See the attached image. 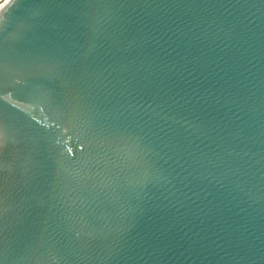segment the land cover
Wrapping results in <instances>:
<instances>
[{
	"label": "water",
	"instance_id": "1",
	"mask_svg": "<svg viewBox=\"0 0 264 264\" xmlns=\"http://www.w3.org/2000/svg\"><path fill=\"white\" fill-rule=\"evenodd\" d=\"M0 264H264V0H7Z\"/></svg>",
	"mask_w": 264,
	"mask_h": 264
},
{
	"label": "bare ground",
	"instance_id": "2",
	"mask_svg": "<svg viewBox=\"0 0 264 264\" xmlns=\"http://www.w3.org/2000/svg\"><path fill=\"white\" fill-rule=\"evenodd\" d=\"M6 1L7 0H1L0 1V12H1V10H2V8H3V6H4V4H5Z\"/></svg>",
	"mask_w": 264,
	"mask_h": 264
},
{
	"label": "built area",
	"instance_id": "3",
	"mask_svg": "<svg viewBox=\"0 0 264 264\" xmlns=\"http://www.w3.org/2000/svg\"><path fill=\"white\" fill-rule=\"evenodd\" d=\"M1 1V0H0Z\"/></svg>",
	"mask_w": 264,
	"mask_h": 264
},
{
	"label": "snow or ice",
	"instance_id": "4",
	"mask_svg": "<svg viewBox=\"0 0 264 264\" xmlns=\"http://www.w3.org/2000/svg\"><path fill=\"white\" fill-rule=\"evenodd\" d=\"M7 5V4H6Z\"/></svg>",
	"mask_w": 264,
	"mask_h": 264
}]
</instances>
